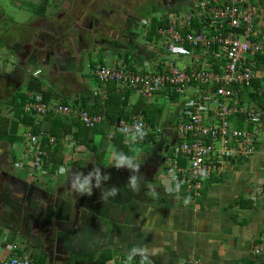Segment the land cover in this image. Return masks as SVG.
<instances>
[{"label": "crops", "instance_id": "crops-1", "mask_svg": "<svg viewBox=\"0 0 264 264\" xmlns=\"http://www.w3.org/2000/svg\"><path fill=\"white\" fill-rule=\"evenodd\" d=\"M195 1L158 0L157 2H160L163 7L183 11L179 8L187 6L190 9L194 6ZM46 22L47 24H43L39 29L35 40L27 43V47L31 46L29 50L32 49L36 41L42 46L43 41L40 40L42 34L60 33V31L55 32L56 26L59 25ZM31 27L28 26L27 28ZM76 28L80 27L72 26L70 30L75 32ZM100 29L102 30H100V34L90 38V42L98 45L99 49L94 52L98 56L97 59L101 58L104 64L105 56L110 55L109 52L115 59L120 54L117 50L125 48L117 44L118 41L128 43L127 45L131 47L125 48L127 52L123 55L120 54L114 68L126 67L123 59L127 57L133 62L135 71L150 72L155 69L156 62L163 57L161 50L156 47L148 45L137 47L136 44L139 43L136 41V38H139L138 33L130 34L131 30H128L123 38L108 40L106 32H112L114 29L112 27L110 29L101 27ZM257 29L259 37L264 41V16L259 18ZM75 36L71 34L65 38L64 42L63 40L60 42L58 46L62 45L64 51L58 58L54 55L47 58L46 51L41 50L42 52H39L34 59L30 54L31 52L24 53V46L20 48L21 52H18L16 56L21 61L20 67L23 78H18L16 89H26L30 77H37L56 91L62 100L69 102L68 105L72 107L81 105L83 101L92 107L96 98L106 99L107 86L97 81L96 71L91 72L92 61L90 62L89 59L92 56L87 55L84 60L82 59V54L89 49V46L85 41H82V37L76 36L77 40ZM69 40L73 42L70 43ZM124 55L126 56L124 57ZM192 60L191 65L187 68L190 66L202 68L200 63H204L208 68L207 58L203 52L193 53ZM31 62L38 63L36 64L38 66L34 68L30 65ZM81 63L86 64V67L90 69L91 77L85 75L84 66H81ZM99 67L100 65L97 70ZM105 67L113 66L105 65ZM38 72L39 74L36 75ZM260 73L258 79H263L264 73ZM3 74H5L3 79L10 77V72ZM8 84L13 87L11 83ZM263 84L264 82L262 86ZM194 89H187L182 96V101H188V99L195 97L196 91H200L201 94L209 92L207 88L194 87ZM7 91L9 92L8 88ZM133 93H130L131 105H134L141 97L139 91ZM235 93L237 94L235 101H238L239 92L235 91ZM154 97L156 100H152ZM154 97L150 99L151 103L161 104L160 98L167 101L166 95L157 93ZM241 107L246 108L247 106ZM182 110L178 109L176 113L178 115H172L168 122L164 121L166 119L161 120L162 123H165L163 125L164 139H168L170 136L174 140L179 138L177 128L184 122ZM250 111L256 110L251 109ZM256 112L264 115V109H258ZM241 117L240 114L233 116L231 120L233 128L239 129L238 127L242 123L239 122ZM209 118L212 119L213 123L211 112ZM177 123L178 126H176ZM250 123L247 119L242 124L241 130H249ZM254 129L258 130L255 137L256 150L254 155L250 159L243 158L229 162L220 177L213 176L203 180L202 188L198 191L199 196L195 195L196 190L193 187L186 185L187 188L185 189L177 184L176 176L168 171L170 165H166L165 170L155 176L156 182L154 184L141 175L137 176L141 189L137 192L132 191L133 194H136L133 199H123L118 191L115 197L109 196L107 200H101L102 188H94L93 191L97 190L95 199L92 202L93 192L84 208L87 209V215H90L91 202L100 205V207L97 213L92 212L95 215V220L89 229L87 238L90 240L87 247L89 255L85 257L83 264H96V260L103 252H109L113 256L108 263L113 261L114 263L128 264V253L134 246L147 250L151 264H180L189 259H194L199 264H264V258L255 253L257 249H264V205L262 203L255 204L250 199L257 188L264 185V123L254 125L252 130ZM20 131L28 135V133L23 132V127ZM101 139L102 135H97L95 142L99 143ZM170 140H165V143L169 144ZM26 145L19 144L10 148V146L7 147L3 142H0V260L11 257L14 254L12 247L17 246L18 250L24 251L23 256H28L31 259L32 264H65L62 262L64 257L62 258V254L58 253L59 248L43 246L40 241L34 238L30 227L26 230L27 226L24 225L25 216L31 215L30 213H33L34 208L33 205V207L26 205L24 198L20 196L22 191L20 187L23 183L30 186L34 181L31 177V169L27 172L28 168L25 170L27 165L23 166L21 157L19 159V154L22 155V158H28V153L31 155V152L24 150ZM66 145L68 152L62 167L69 170V175H59L53 178V182H55L53 186L56 188L69 186L70 175L77 172L85 173L88 168L92 171L97 167L102 172L105 169L101 176L106 175V173L113 176L110 172L116 168L113 153L107 155L106 162L96 163L89 159V155L88 159L82 158L78 154L72 156L71 151L74 149V143L71 142L70 138L67 139ZM76 151L87 153L86 148L81 147ZM148 151L142 152L141 159L143 162L148 156ZM81 160H84L85 166ZM75 162L79 163L78 167L71 165ZM168 175L167 181L166 176ZM26 176L31 178V183L26 180ZM109 181L111 186L118 183V179L114 177H111ZM93 183H95L94 180ZM177 185H179V189H177ZM153 191L155 195L152 194ZM45 194L47 193L45 192ZM47 196L46 199L41 200L42 208L45 209L48 206L51 207L52 203L53 205L56 204L53 202L54 197ZM6 197H9V202ZM49 197L53 200H50ZM186 200L187 203H185ZM11 227L18 229V232L14 233L10 229ZM12 235L17 237V241L10 245L7 241ZM15 254L19 255L20 253L16 252ZM35 256L44 258L45 263L34 262ZM139 261L140 257H136L131 264H139Z\"/></svg>", "mask_w": 264, "mask_h": 264}, {"label": "built area", "instance_id": "built-area-1", "mask_svg": "<svg viewBox=\"0 0 264 264\" xmlns=\"http://www.w3.org/2000/svg\"><path fill=\"white\" fill-rule=\"evenodd\" d=\"M263 14L264 10L252 0H196L192 8L168 15L171 24L169 28L158 30V34L162 36L159 42L145 39L148 46L156 47L163 53L153 71H126L118 67H103L96 71L97 81L104 86L117 83L124 89L137 88L147 99L153 98L168 86L177 93H185L187 89L194 87L209 89L206 94L196 91V96L185 103L187 110H182L187 120L177 128L180 140L178 153L186 157L187 166L180 167L177 154L171 158L173 164L168 169L169 173L176 176L177 184L193 187L196 196L200 195L198 191L202 188L203 180L213 176L220 177L229 162L250 159L255 153L258 130L233 128L231 120L234 115L240 114L245 115L254 125H261L264 123V115L239 106L235 101L237 94L232 87L250 85L252 80L260 77V71L255 70L258 60L248 61V56L264 55V41L259 37L257 29V23ZM162 17L163 13L156 14V19ZM196 19L201 30L194 26ZM142 23L147 26L150 22ZM146 34L145 30V38ZM197 49L200 50L196 51ZM209 50H215L214 57L219 62H226L221 67L222 72L218 73L213 69L192 68L189 71L187 68H178L177 60L188 52L196 54ZM261 72L264 73V69ZM261 90L264 91V84ZM25 110L35 112L40 118L49 114L73 116L79 118L87 128H94L105 121L102 115H91L59 101L46 103L40 95L31 97ZM210 112L213 114V123L209 118ZM138 123L148 133L155 132L140 116L132 117L129 122L121 121L115 126L121 132L122 129H128L123 133L132 137ZM156 131L162 133L164 128L157 127ZM26 137L32 148L31 175L40 178L44 173V152L37 136L28 133ZM208 139L211 140L210 143ZM177 175L181 177L178 178ZM250 199L255 204L264 205V185L258 187ZM17 249V246L12 247L14 254L6 260H0V264H32L28 256H17ZM255 253L264 258V249H257ZM180 264L199 262L189 259Z\"/></svg>", "mask_w": 264, "mask_h": 264}, {"label": "trees", "instance_id": "trees-1", "mask_svg": "<svg viewBox=\"0 0 264 264\" xmlns=\"http://www.w3.org/2000/svg\"><path fill=\"white\" fill-rule=\"evenodd\" d=\"M52 1L53 0H42L43 4L40 5L41 7H39L35 12L37 16L44 17L48 10L47 7L52 3ZM252 1L258 4L264 10V0ZM157 4H159L160 7ZM179 11L180 10L174 8L169 9L167 7H163L161 3H158L157 1L156 3L152 4V8L148 13L143 14L141 13V10H139V13L143 16L142 19H147L146 21L149 20L148 22H150L147 26L143 25L147 31L145 39H147L149 42H159L162 36L158 34V30L161 28H169L171 22L168 15L170 13ZM159 12L163 13L164 17L161 19H156V14ZM139 24L140 23L136 21L135 23H132L131 26H129V29L131 30L130 34H137L136 30L139 28ZM198 24L199 21L196 19L194 26L198 30H201ZM111 27L114 29V31H117V25H111ZM121 34L126 35L124 31H122ZM15 48L16 49L11 51L13 57H15V55L20 51V45L15 46ZM188 50L191 49L188 47ZM199 50L200 49H197L196 51ZM214 52L215 50H209L206 53L203 52L206 55L208 63V68L206 69H213L220 73L222 72L221 67L224 66L226 62H224V60L219 62L217 59H215ZM254 59L258 60L255 70L261 72V69H264V55H258L256 57H253L252 55L248 56V61H252ZM124 63H126V67L122 66L118 68L124 69L126 71L136 70V68L133 67V62L131 59H127L126 57V59H124ZM99 65V69L105 67V64L101 58L96 62H92L91 71H97V67ZM159 69L162 70L160 67ZM187 69L189 71L192 70V66ZM4 82L6 83V81ZM263 82L264 77L263 79L257 78L252 80L250 85H234L232 89L236 92H239L237 104L239 106H247V110L254 109L258 111V109H264V91L261 90ZM6 86L9 89L10 96L9 98L0 100V142L8 144L10 148L19 144H27L26 135L20 131L22 127L24 128L23 132L37 136L39 138L41 150L44 152V155L42 156V170L44 173L40 178H38L37 175H31V177L34 178L33 180H35L33 181V184L39 186V188L43 191H46L42 186L47 181L53 185L55 184V182H53V178L59 176L58 170L63 166L66 154L68 152L66 145L68 138H70L71 142L74 143V149L71 151L72 156L77 155L78 152L76 149L80 147L86 148L89 159L96 163L106 162L107 155L109 153H113L114 156L116 153L132 155L133 148L139 150L140 152H147L151 146L156 145L159 142L163 143L164 141V133H158L156 128H163V125L165 124L161 122L165 107L159 103H151L150 99L145 98L137 88L124 89L121 88L117 83H108L106 87V99L103 100L100 97L96 98V101L92 107L88 106V103L85 101H83V103L77 107L74 106L73 108L86 111L91 115H102L105 117V121L103 123L91 129L85 127L79 118H74L73 116L49 114L40 118L35 112L26 111L25 107L30 101L31 97H35L37 95L42 96L43 101L46 103L59 101L64 105L69 104V102L62 100L60 95L48 87L40 78L30 77L26 89H16V86L12 87L8 83H6ZM137 91L140 92L141 97L136 103H134V105H131L130 95ZM158 94L166 95L168 103L179 105V110L183 109L184 112L187 110V107L185 106L187 101H182V96L184 93H177L175 89L168 86L163 91L158 92ZM256 107H258V109H256ZM184 112L182 113L183 118L185 117V122L187 118L184 116ZM134 116L142 117L144 121L154 129L155 132L148 133V135L142 141H132L131 137H128V135L118 131L115 126L116 123L121 121L129 122ZM241 116L242 119H240L239 122L242 123L239 125V129H241L243 126L242 124L247 121V117L245 115ZM252 125L253 124L250 123L249 130L253 129L254 125ZM97 135H102V139L99 143L95 142V137ZM169 138L174 140L171 138V136ZM169 138L167 140H170ZM176 141L180 142L179 138ZM207 141L209 143L211 142L210 139ZM29 159L30 166L27 165L25 167L28 169L32 167V155H29ZM177 160L180 167L185 168L188 164L186 157H184L180 152L178 153ZM71 165L78 167L79 163L75 162L73 164L71 163ZM177 176L178 178L181 177V175ZM45 179L46 182L44 181ZM181 186L185 189L187 188L186 185ZM6 198L9 202V197ZM10 229L14 233L18 232V229H15V227H11ZM16 241L17 237L12 235V237L8 238L7 243L13 245L16 243ZM16 252L20 253L19 255L16 254L17 256H23L24 251L22 252L17 249L15 253ZM112 258L113 256L109 252H103V254L96 260V264H107ZM33 261L37 263H45V259L38 256H35Z\"/></svg>", "mask_w": 264, "mask_h": 264}, {"label": "rangeland", "instance_id": "rangeland-1", "mask_svg": "<svg viewBox=\"0 0 264 264\" xmlns=\"http://www.w3.org/2000/svg\"><path fill=\"white\" fill-rule=\"evenodd\" d=\"M156 1L158 0H53L52 3L47 7L48 10L46 15L42 17V16H37V14L35 13L36 10L39 7H41L40 5L43 4L42 0H0V100H3L4 98H9L10 96V92H8L5 89L6 83L4 82L5 80L3 79V75L5 74L3 73L10 72V75L16 74V76H18L20 79L23 78L22 70L20 67L21 61L17 58L16 55L15 57H13L11 51L15 48L14 46L16 45L17 41L19 43L21 41V45L19 44L20 48H22L25 45L24 42H22L25 36L27 37H29L30 35L33 36L34 37L33 41H34L35 37H37L39 33V29L41 28V26L43 24H47L46 21L51 22V24L59 25L56 26L55 32L61 31L63 35L59 33H57V35H61L65 37L74 34L77 36L79 34V31L80 30L82 31L84 27L88 25L89 21H91L90 17H92V14H96V17H98L99 19L97 20V22L100 24V28L105 27L110 29L111 28L110 25H117V31L119 32L116 31L117 32L116 35L113 34L114 30L112 31L113 33L110 31L106 32V36L108 40L111 39L117 40L123 38L121 32L127 28V27L125 28L126 25L125 21L126 18H128L126 15L140 14L138 12L139 10H141V13L146 14L150 11V9L152 8V4L156 3ZM101 3L103 7L100 6ZM157 5L159 6V4ZM179 9L185 11L188 8L187 6H183L182 8ZM112 16H114V19ZM142 17H143L142 14L135 17L136 18L135 22L138 21L140 23L139 28L136 30V33H138L139 36L138 39L136 38V41L139 42L136 44L137 47H141V45L142 46L147 45L144 36L145 28L142 23V21L144 22L147 19L144 18L142 19ZM121 18H123L122 21ZM91 23L94 25L96 22L91 21ZM28 26L29 27L32 26V27L27 28ZM72 26H77L80 28H76L75 32H73V30H70ZM81 37H83L86 40V43L89 46V49L86 50L85 53H83L84 55L82 54L83 57L82 59L84 60L86 56L89 55L92 56L91 59H89L90 62L98 61L97 59L98 56L94 52L99 49L98 45H96L94 42H90L91 39L87 40L85 34L81 35ZM69 41L70 43L73 42L71 40ZM117 44H119L120 46H124L127 49L129 48V45H127L128 43H125L123 41L121 42L118 41ZM125 48H119L117 50L118 54L120 53L121 55H123V53H126L127 49ZM20 52L21 51H19V53ZM109 53L110 55L107 54V56H105L106 57L105 65L113 66L111 68H114L120 54L114 59L111 56V52ZM192 55L193 52H188V54L183 59H178L177 60L178 68H180L181 70H185L189 65H191V62L193 61ZM114 56L115 55L113 54V57ZM125 56L126 55H124V57ZM53 63H57V62H53ZM36 64L38 63L36 62L30 63V65L33 66L34 68L38 66ZM200 65L202 66V69L207 68L204 63H200ZM81 66H84L85 75L87 74L88 76H90V69L86 67V64L83 65V63H81ZM152 100H156V98L154 97V99ZM160 103L165 107L164 114L162 116V119H166L164 120L165 122L166 121L168 122V120L172 117V115L174 116L178 115L176 114L178 112L176 110H178L179 105L169 104L168 101L161 98H160ZM176 126H178V123ZM179 144L180 143L178 142V146L172 147L170 149V152L168 154L169 160L167 165L172 166L173 161L170 158H173L178 154ZM217 144L218 147H220V143L217 142ZM5 145L9 147L8 144ZM24 150L27 152L32 151V148L31 146H29L28 142L26 145V149ZM77 154L82 158L88 159V154L85 152L79 151ZM29 155L30 153H28V158L26 157L22 158V155L20 156L19 154V159L21 157L23 166L25 165L30 166ZM142 155H143L142 152H140L139 150L136 151V157L138 161H141ZM81 162L84 163V166L86 165L84 160H81ZM25 170H27V168ZM29 170L30 168L27 170V172ZM87 171H91L90 168H88ZM20 175L22 176V173H20ZM28 177L29 176H26V180L29 181V183H31L30 180L31 178ZM168 178L169 175L166 176L167 181ZM44 181L46 182V179ZM42 187L46 190L45 192L47 193V195H50L57 191V188L51 185L50 183H48V181ZM25 203L27 204V202ZM109 263L114 264L113 261Z\"/></svg>", "mask_w": 264, "mask_h": 264}, {"label": "flooded vegetation", "instance_id": "flooded-vegetation-1", "mask_svg": "<svg viewBox=\"0 0 264 264\" xmlns=\"http://www.w3.org/2000/svg\"><path fill=\"white\" fill-rule=\"evenodd\" d=\"M100 6L103 7L102 3ZM139 15L140 14L126 15L128 18H126L125 21V28H127L124 32L130 30L129 26H131L132 23H135V17ZM114 16H112L113 19ZM123 18H121V21ZM90 19L92 22L95 21L96 23L93 25L91 21H89L88 25L85 26V29L79 31L77 37L81 38V35L85 34L86 39L89 40L90 38L92 39L100 34V24L97 22L99 19L96 17V14H92ZM59 34L63 35L61 31ZM123 36H125V34H122V37ZM62 37L63 36L57 34H42L40 37V40L43 41L42 46L36 41L31 51L29 50L31 46L27 47V43L29 41H33L34 37L31 35L29 37L25 36L22 41L25 44L24 53L28 54L31 52L30 54L35 59L39 52L46 51L45 55L47 58L51 55L58 58L64 51L62 45H58L62 42V40L64 42L67 36L63 37V39ZM81 39L86 42L83 37ZM19 44L21 45V41L20 43L17 41L15 46ZM18 78L19 77L16 76V74H13L4 80L11 83L13 86H16L18 85ZM165 140L167 141V138L164 139L163 143L159 142L156 145L151 146L148 151V156L144 159V162L142 161L143 159L139 161L140 163L138 162L140 164V169L139 172L135 174L137 176H143L147 179V181L151 180L150 182H152V184L156 182L154 180L155 176L165 170L169 160L168 154L170 149L178 144L176 140H170L169 144H166ZM104 171L105 169H103V172ZM89 172L91 171H87L83 174L86 176ZM100 172L101 175L104 174L102 170H100ZM110 172L113 175L110 176V178L114 177L115 179H118V183L114 186L119 189L120 196L123 197V199L135 198L136 194H133L132 190L128 187L130 176L133 173L127 167L121 169L115 168ZM106 175H109V173H106ZM111 187L113 186L110 185L109 180L102 181V190L110 189ZM20 189L22 190L20 196L24 198V202H27L26 205H30V207L32 205L34 206L33 213L29 212L31 215L25 216L24 225L27 226L26 230L30 227L33 231L32 234L34 238L40 241L43 246L47 245L50 248H59L58 253L62 254V258L64 257L62 262L65 264H83L85 262V257L89 255L87 247L90 240L87 238L89 236V229L92 227L95 220V215L92 214V212L97 213L100 207V205L92 203L95 199V193H97V190L93 191L94 195L91 198L92 202L90 206L91 212L89 211L90 215H87V209L84 208V205L90 198L88 196H81L80 194L72 191L69 186H58L57 191L50 194L52 198L54 197L55 200L53 202L56 204L53 205L52 203L51 207L48 206V208H46L47 210L42 208L41 200L46 199L48 196L45 194V191L39 188V186L33 183H31L30 186L23 183ZM49 199L53 200L50 197Z\"/></svg>", "mask_w": 264, "mask_h": 264}, {"label": "clouds", "instance_id": "clouds-1", "mask_svg": "<svg viewBox=\"0 0 264 264\" xmlns=\"http://www.w3.org/2000/svg\"><path fill=\"white\" fill-rule=\"evenodd\" d=\"M123 132H127L128 129H122ZM148 135L147 130H145L142 124L138 123L135 126V135L131 137L132 141L143 140ZM137 149H132V155H127L123 153H116L114 156L115 167L117 169L127 167L133 174L130 176L128 187L137 192L140 190L139 180L135 173L139 172L140 164L136 158ZM59 175H69V170L60 167L58 170ZM70 183L69 187L72 191L80 194L81 196L91 197L93 195V189L101 188V183L103 181H107L110 179L109 175L101 176L100 168L95 167L91 172H89L86 176L82 172H77L69 176ZM93 180L95 183H93ZM177 189H179V185H177ZM119 189L116 186L111 187L110 189H104L101 193V200H107L109 196L115 197L118 194ZM155 195V192L152 193ZM188 201L186 200L185 203ZM140 257L139 264H151L149 260L147 250L145 248L134 246L130 249L128 253V264L136 258Z\"/></svg>", "mask_w": 264, "mask_h": 264}, {"label": "water", "instance_id": "water-1", "mask_svg": "<svg viewBox=\"0 0 264 264\" xmlns=\"http://www.w3.org/2000/svg\"><path fill=\"white\" fill-rule=\"evenodd\" d=\"M114 35H116L117 34V32L116 31H114V33H113Z\"/></svg>", "mask_w": 264, "mask_h": 264}]
</instances>
